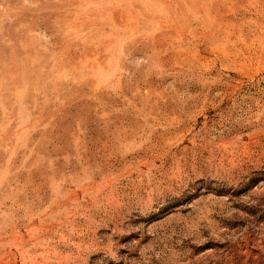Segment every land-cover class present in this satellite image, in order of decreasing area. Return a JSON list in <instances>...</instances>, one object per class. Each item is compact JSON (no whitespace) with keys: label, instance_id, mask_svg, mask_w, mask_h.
I'll return each instance as SVG.
<instances>
[{"label":"rangeland","instance_id":"obj_1","mask_svg":"<svg viewBox=\"0 0 264 264\" xmlns=\"http://www.w3.org/2000/svg\"><path fill=\"white\" fill-rule=\"evenodd\" d=\"M0 264H264V0H0Z\"/></svg>","mask_w":264,"mask_h":264}]
</instances>
